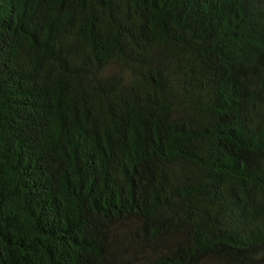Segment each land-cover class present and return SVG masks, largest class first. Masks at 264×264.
Segmentation results:
<instances>
[{
    "label": "trees",
    "instance_id": "1",
    "mask_svg": "<svg viewBox=\"0 0 264 264\" xmlns=\"http://www.w3.org/2000/svg\"><path fill=\"white\" fill-rule=\"evenodd\" d=\"M0 264H264V0H0Z\"/></svg>",
    "mask_w": 264,
    "mask_h": 264
}]
</instances>
